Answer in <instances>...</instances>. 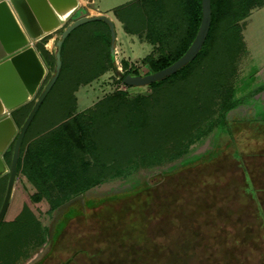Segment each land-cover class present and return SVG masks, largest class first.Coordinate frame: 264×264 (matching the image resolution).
<instances>
[{"label": "rangeland", "instance_id": "1", "mask_svg": "<svg viewBox=\"0 0 264 264\" xmlns=\"http://www.w3.org/2000/svg\"><path fill=\"white\" fill-rule=\"evenodd\" d=\"M128 1L131 0L85 1L56 31L60 35L71 19L95 9L111 17L116 25L114 52L109 54L108 48L100 45L104 47L103 57H99L93 43L83 44L84 37L80 36L100 37L107 31L105 23L89 21L71 34L67 46L70 52L64 59L76 73L87 56L96 59V66L102 60L107 68L78 86L74 93L77 106L65 117L58 113L59 90L63 86L58 81L45 98L26 139L25 152L29 143L42 138L46 146L41 149L49 147L56 163L68 167L66 171L82 173L84 180L80 176L62 180L54 171L45 183L46 192L39 191L41 200L34 201L32 194L38 190L29 179L30 170H23L25 156L8 210L0 222V264H65L68 259L66 264H199V260L221 264L231 247L223 249L211 239L210 246H203L195 256L181 251L182 247L189 252L191 244L197 245L192 237L195 234L199 238L203 227L215 231L220 225L246 223L260 225L257 229L264 231V4L261 6L259 0L254 6L248 4L245 17L234 16L222 23V27L225 23L232 25L239 34L232 62L224 64L220 54L212 52L199 74L188 82L200 86L202 99L199 109L189 110L193 118L189 136L160 153L137 154L121 171L104 174L98 182L82 189V183L95 179L90 167L97 157L105 166L115 164L110 160L111 148L102 147L99 154L91 149L86 133L90 119L85 111L119 90L126 92L130 104L153 91L150 85L129 86L123 82L127 73L136 74L132 69L146 74L149 69L144 58L162 53L158 43L146 40L145 32H128L117 17L115 7ZM230 3L226 13L238 8L235 15L240 14L244 1ZM43 39L49 44L53 33L35 45ZM51 46L48 56L52 64L47 65L39 92L55 71L56 39ZM190 91L185 98L192 101L195 92L190 96ZM39 92L17 109L20 120L28 115ZM197 164L200 167H195ZM8 179V172L0 176V208ZM205 235L200 238L205 240ZM260 236L264 232L256 234L253 246L249 240L238 238L235 249L239 248L246 261L251 262L255 253L264 250ZM216 240L223 243L220 238ZM166 248L171 253H165ZM197 254L202 259L198 260ZM259 255L264 257V251Z\"/></svg>", "mask_w": 264, "mask_h": 264}, {"label": "trees", "instance_id": "2", "mask_svg": "<svg viewBox=\"0 0 264 264\" xmlns=\"http://www.w3.org/2000/svg\"><path fill=\"white\" fill-rule=\"evenodd\" d=\"M230 1L231 0H211V24L202 49L193 60L178 71L159 81L148 84L153 89L152 93L141 96L130 104L125 98L126 92L119 90L100 100L97 106L85 111L84 115H87V118L90 119V124L86 133L89 134L88 142L91 145V149H94L99 154L102 147L111 148L110 160L115 164L111 167L105 166V162L100 161L97 157L96 161L90 167V170L95 174L93 172L90 173L96 175L95 179L92 178L86 185L82 183V189L86 188L87 185L98 182L99 179H101L100 177L104 176V174L106 175L111 171H121L124 166L132 162L137 154L162 152L161 150H163L164 147L178 144L181 140L189 136L191 127L193 126V118H190L191 114H188L190 112L189 110H192L194 107L199 109L202 99L200 96V86L198 85L195 87L188 82L192 79L194 74H199V68L212 52L219 53L224 64L228 62L230 64V61L232 62L235 50L238 49H236V47L238 44L237 36L239 34L232 25H227L225 23L224 27H222V23L224 20H228V18H233L234 16L237 18L245 17L249 9L248 4H253L250 6H254L257 2L255 0H242L244 3L239 7L242 11L240 14L235 15L238 8H235L231 13H226L228 11V5L231 4ZM233 1H235V5L239 2V0ZM259 1L262 6L264 0ZM114 11L117 17L124 23L125 29L128 32L132 34L145 32L147 41L159 44L158 47L162 50L159 57L150 55L144 58V62L149 69L147 73H151L173 63L190 46L201 23L202 0H131L115 7ZM99 21L105 23L106 26H104L107 30V34L105 32L101 34L100 37L94 39H91L89 35L85 36V34L80 37H84L82 38V42L85 45L90 46L93 43L92 45H95V51L100 54L99 57H103L101 53L104 47L108 48L110 54L109 45L111 34L109 25L103 20ZM75 29L63 42L61 49L62 68L56 82L51 88L52 90L58 81L63 84L59 90L58 113L64 117L68 114L70 115L77 104V98L74 93L78 89V86L81 83L89 82L92 77L104 72L107 68L104 66L102 60H100L98 66H96V59H88L89 56H87L81 69L77 68L79 73H76L75 70L72 69V65L69 64L68 61H65L64 58L67 55L68 40ZM105 41H107L108 45H105ZM46 42L47 39H43L42 43H36V47L44 57L46 64L50 66L52 61H50L51 58L48 56L50 52L45 47ZM68 51L70 52V50ZM84 51L87 52V48ZM89 52L92 53L91 50H89ZM106 56L107 54H105L104 57ZM107 59L108 64H110L109 57ZM132 70H134L133 73L139 74L137 69ZM82 74L83 76L85 75L83 79H81ZM215 82L216 81H213V87L216 84ZM188 90H191L190 96L195 92L192 101L185 98V94L186 92L188 94ZM17 109H20V107ZM26 116H24V119ZM24 119H18L17 124L21 126ZM64 124L65 123H63L61 127H64ZM30 126L21 144L17 175L21 168V162L26 156L25 168L23 166V170H25L26 173L27 170H30L29 179L32 180L38 190L33 192L32 200H41L39 191L42 190L46 192L43 190L45 183L52 178V173H54V171H58L56 173L62 177V180L66 176H80V180L83 182L82 173L66 171L68 167L65 168L66 166H62L53 160L49 147H47L48 149H41V147L46 146L42 138L38 137L35 141L29 143L27 151L25 152L26 139ZM13 147L14 142L11 143L5 152V158L8 163L12 159ZM231 156L233 158L235 157L232 154ZM116 160L118 161L116 162ZM200 165L201 164H197L195 167H200ZM86 180H88V178H86ZM228 195L229 197H235V195ZM196 202L193 204H196ZM211 206H214V203H211ZM236 217L239 218L240 215ZM28 223L25 224L24 227L27 226ZM193 236H195V234H193ZM185 247H182L181 251L186 254L190 253L192 246H190L189 252H187V249H184ZM166 252H170L169 249L166 248L165 253ZM69 261V259L66 260L65 264Z\"/></svg>", "mask_w": 264, "mask_h": 264}, {"label": "water", "instance_id": "3", "mask_svg": "<svg viewBox=\"0 0 264 264\" xmlns=\"http://www.w3.org/2000/svg\"><path fill=\"white\" fill-rule=\"evenodd\" d=\"M80 0H0V176L9 173L5 197L0 208V222L6 215L17 177L19 153L25 133L43 100L56 82L61 68L64 40L78 26L93 20H103L110 28L111 54L117 37L114 20L107 14L83 15L62 28L56 40L55 71L39 92L48 67L38 52L35 41L54 33L79 7ZM212 17L211 0H202V19L195 38L187 50L168 66L146 74L127 73L123 82L129 86L148 85L178 71L193 60L203 47ZM39 92L21 126L14 111ZM14 142L11 163L5 152Z\"/></svg>", "mask_w": 264, "mask_h": 264}, {"label": "crops", "instance_id": "4", "mask_svg": "<svg viewBox=\"0 0 264 264\" xmlns=\"http://www.w3.org/2000/svg\"><path fill=\"white\" fill-rule=\"evenodd\" d=\"M85 1L86 2H88V1L92 2L93 0H80V4L85 2ZM100 13H101V11L95 9V12L89 10L88 12L84 13L83 15H94V14H100ZM83 15H81V16H83ZM71 20H73V19H71ZM56 31L53 33L52 42H50L52 44L54 43L55 39L57 40V38L59 36V35H57ZM50 43L49 44L45 43L48 50L50 48H52V46L50 47ZM67 49L70 50L69 48H67ZM68 50H66V53L69 52ZM38 52L41 54L39 49H38ZM43 59H44V57H43ZM76 106H77V104H76ZM19 114H21V113H19ZM19 114L17 113V109L12 111V115H13L16 123H17V120L18 119L20 120V118H21V116H19ZM261 198H263L262 199L263 200L262 204L264 205V195H262ZM262 226L264 227V225H262ZM224 227H226V228H224ZM257 227H260V225H257V226H255V225H247L246 223L243 224V225H238V224L237 225H231V224L230 225H220L217 228L218 230H215V231H211L207 227H203L202 230L199 232V233H201L200 237L204 236V234H206L209 237V239H206V237H207L206 235H205L206 236L205 240H204V238L201 239L200 237L197 238V236H193L192 237V239H193L192 241H193V243L196 242L197 245H192L191 244V246H193L192 247L193 249L191 248L190 253L188 255L195 256L196 252H200L199 249H202L203 246H205V245L208 246L210 240L212 239L216 243H219V245L222 246L223 249H225V247H231V248H229V250H230L229 255L228 256H224V260H223V262L221 264H264V257H261L259 255L264 250L260 251L259 254L255 253V255H253L254 257H252L254 260H252L250 262V260L246 261L245 259H243L244 257H241L239 248L235 249V246H238L237 242H239V240H238L239 237H243L244 239L249 240V244L253 246L252 241H254V239L257 238L256 234L259 233V232H264L261 229L258 230ZM190 232L195 233L194 231H190ZM215 233L217 235H214ZM219 233L222 234V235L220 236ZM229 233H233V234H235L237 236L227 235ZM211 234H213V235H211ZM246 234H247V237L245 236ZM217 238H220V240L222 239L223 243H221L218 240H216ZM258 239L264 241V236H260V237H258ZM207 250H208V247H207ZM197 257H198V260L202 259L201 256H199L198 254H197ZM207 263H209V262H207ZM199 264H205V263H204V261L199 260ZM214 264H219V263L218 262L215 263V261H214Z\"/></svg>", "mask_w": 264, "mask_h": 264}, {"label": "built area", "instance_id": "5", "mask_svg": "<svg viewBox=\"0 0 264 264\" xmlns=\"http://www.w3.org/2000/svg\"><path fill=\"white\" fill-rule=\"evenodd\" d=\"M35 42H36V41H35ZM7 113H8V114H12V112H11V111H7Z\"/></svg>", "mask_w": 264, "mask_h": 264}]
</instances>
